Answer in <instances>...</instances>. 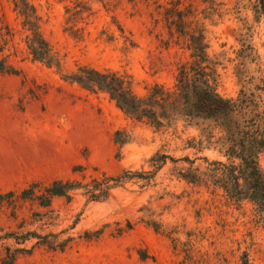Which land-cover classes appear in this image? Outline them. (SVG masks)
<instances>
[{"label": "rangeland", "instance_id": "rangeland-1", "mask_svg": "<svg viewBox=\"0 0 264 264\" xmlns=\"http://www.w3.org/2000/svg\"><path fill=\"white\" fill-rule=\"evenodd\" d=\"M29 2L63 71L32 59L23 16L14 0H0V46L20 70L0 71V120L26 123L25 146L0 155V264L8 248L14 264H242L244 257L264 264V217L256 205L182 176L191 166L204 170L205 158L228 161L217 130L204 136L181 116L156 128L126 115L107 93L63 78L89 65L129 75L139 94L155 83L172 89L179 65L191 60V38L203 34L221 94L244 90L264 110L258 0ZM118 130L124 143L116 141ZM260 163L264 168V154ZM124 170L139 175L108 197L92 199L78 188L40 203L55 180L91 185Z\"/></svg>", "mask_w": 264, "mask_h": 264}, {"label": "trees", "instance_id": "trees-1", "mask_svg": "<svg viewBox=\"0 0 264 264\" xmlns=\"http://www.w3.org/2000/svg\"><path fill=\"white\" fill-rule=\"evenodd\" d=\"M14 3L29 32L26 45L32 59L63 71L61 57L41 32L35 6L29 0H14ZM258 5L264 17V0H258ZM66 9L68 19L74 18V11L68 6ZM202 35L191 38V60L179 65L172 89L155 83L146 94H139L129 75L89 65H79L63 78L87 90L107 93L126 115L137 120L146 119L156 128L181 116L201 126L204 136L208 133L214 136L212 129L217 130L221 135L218 137L220 149L228 161L209 162L205 158L208 166L204 170L191 166L182 172L183 178L195 183L210 181L234 201L249 199L264 217V168L260 163L264 154V110H258V102L255 103L254 98L251 102L244 90L237 97L221 94L218 90V73L209 62L208 46L203 42ZM2 51L0 46V71L18 74L20 70L7 63V56ZM115 137L118 143L125 142L120 130L116 131ZM155 156L161 162L168 158L174 160L167 154ZM186 160L193 163L188 157ZM136 175L139 172L124 170L116 176L93 178L91 185L78 180H55L46 188L48 201L42 200L40 203L49 205L53 196H70V191L78 188H86L92 199L105 198L109 196L111 188ZM31 190L25 189L23 195ZM1 264H14V254H10V248ZM242 264H249L247 257L243 258Z\"/></svg>", "mask_w": 264, "mask_h": 264}, {"label": "crops", "instance_id": "crops-1", "mask_svg": "<svg viewBox=\"0 0 264 264\" xmlns=\"http://www.w3.org/2000/svg\"><path fill=\"white\" fill-rule=\"evenodd\" d=\"M2 130L8 131L9 135L7 137L0 135V155L15 154L20 148L25 146V120H12L10 118L7 120H0V132H2ZM2 166V161L0 160V170Z\"/></svg>", "mask_w": 264, "mask_h": 264}]
</instances>
